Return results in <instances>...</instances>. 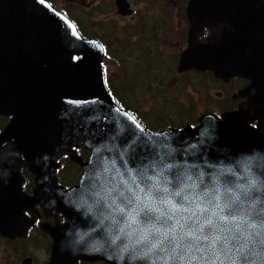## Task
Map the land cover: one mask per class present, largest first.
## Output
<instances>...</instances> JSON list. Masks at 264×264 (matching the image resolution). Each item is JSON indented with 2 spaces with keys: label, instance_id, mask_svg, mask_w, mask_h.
Segmentation results:
<instances>
[{
  "label": "water",
  "instance_id": "1",
  "mask_svg": "<svg viewBox=\"0 0 264 264\" xmlns=\"http://www.w3.org/2000/svg\"><path fill=\"white\" fill-rule=\"evenodd\" d=\"M204 4L209 6L205 18L189 4L188 48L180 56L178 72L211 71L223 81L251 80L257 91L251 105L261 120L264 0ZM116 6L121 16L132 14L126 0H118ZM204 19L219 21L225 28L201 44L199 24ZM103 61L102 44L83 38L49 2L0 0V114L11 117L0 138V234L25 236L31 221L24 212L42 209L45 216L58 220L56 226L41 227L53 240L50 264H148L112 246L99 221L87 214L82 201L92 202L93 185L99 187L96 173L102 171L104 160L115 161L126 178L128 170L148 168L151 174L153 165L166 163L208 174L226 165L239 171L242 163L264 173L263 120L254 128L243 111L221 118L206 113L196 127L148 130L110 94ZM79 148L89 152L87 160L77 155ZM65 156L83 172L79 184L70 189L59 186L56 177ZM21 167L36 176L33 197L21 191Z\"/></svg>",
  "mask_w": 264,
  "mask_h": 264
},
{
  "label": "clouds",
  "instance_id": "2",
  "mask_svg": "<svg viewBox=\"0 0 264 264\" xmlns=\"http://www.w3.org/2000/svg\"><path fill=\"white\" fill-rule=\"evenodd\" d=\"M96 178L99 187L93 185L92 202L82 201L87 214L99 221L110 244L119 246L121 253L131 251L133 260L170 264L175 259L178 264H205L202 256L181 242L189 230L208 237L203 255L209 257L210 264H239L240 255L250 245L264 242V173L242 163L239 171L226 165L210 174L167 163L153 165L151 174L148 168L143 170L145 183L134 193L128 192L130 182L139 183L140 178L133 170H128L125 178L115 161L104 160ZM185 208L196 217L189 215L184 228L178 224L173 227L169 217L175 210L179 218ZM238 237L246 243L232 252L227 241L237 239L239 244ZM168 241L174 246L157 256Z\"/></svg>",
  "mask_w": 264,
  "mask_h": 264
},
{
  "label": "rangeland",
  "instance_id": "3",
  "mask_svg": "<svg viewBox=\"0 0 264 264\" xmlns=\"http://www.w3.org/2000/svg\"><path fill=\"white\" fill-rule=\"evenodd\" d=\"M53 1L60 10L68 7L67 11L73 19H78L82 23L84 30L88 31L90 21L96 23L95 30L108 44L107 53L110 52L104 60L108 85L117 92L116 94L125 105L139 113L138 116L143 124L156 128L171 124L176 127L184 126L189 122L196 123L201 114L215 109L220 103L217 99L216 80L210 74L198 75V72L194 70H190V73L189 71L177 73L176 69L175 73H164L166 67H174L170 57H177L186 48L185 36L167 37L161 34L165 25L154 35H146L143 31L141 33L138 27L133 28L131 24L136 20H130V22L129 18L117 16V8L112 0ZM148 7H150L149 10ZM136 8L142 14L147 16L149 14L147 18L151 17L150 24H155V18L165 13L167 5L138 4ZM179 11V8L174 9L173 13L177 14ZM106 32L113 37L110 41L104 35ZM166 39L168 42L165 41ZM140 66L146 67L142 69ZM176 66L178 69L179 64ZM146 68L153 70H145ZM161 69L163 76H160ZM149 76H157L154 81L164 83L159 86L165 96L164 101L157 96L154 97L152 92L139 90L133 93L131 91L139 86L136 83L138 77L142 81L141 78ZM152 87L157 88L155 85ZM75 172L80 173L77 169ZM39 237V263L42 264L47 259L45 246L48 247L50 243L48 238L41 235Z\"/></svg>",
  "mask_w": 264,
  "mask_h": 264
},
{
  "label": "flooded vegetation",
  "instance_id": "4",
  "mask_svg": "<svg viewBox=\"0 0 264 264\" xmlns=\"http://www.w3.org/2000/svg\"><path fill=\"white\" fill-rule=\"evenodd\" d=\"M116 7L118 0H112ZM129 9L132 10V14L123 18H129L130 20H136L131 22L133 28L138 27L140 32H145L146 35H154L158 29L161 30V34L167 35V37H174L172 35H181L186 37L187 41L190 34L191 23L188 18V7L192 2L194 3V9L196 15L200 18H205L206 10L209 9L208 5H205V0H126ZM147 2L148 4H146ZM167 5L165 13L157 16L155 24H150V18L146 14L140 13V10L136 8V5L142 4L146 6L154 5ZM177 14L173 13L174 9H178ZM150 7H148V10ZM117 10V9H116ZM144 10V9H142ZM117 16L118 15L117 13ZM209 16V15H208ZM165 18H169L168 20ZM205 21L200 23V33L198 35V42L205 44L210 38L215 37L220 31L224 30V26L219 21L211 19H204ZM227 30H230L227 28ZM144 34V33H143ZM182 37L180 38L182 40ZM168 42V39L165 40ZM186 49V48H185ZM184 49V50H185ZM183 51L180 52V55ZM178 54V62L180 59ZM210 74L216 80L217 99L220 101L215 109H210L206 113H214L218 117H222L225 113L243 111L249 118H251L250 125L254 128H259L262 120L264 122V115L260 120L257 117V112L254 111L251 100L256 96V89L252 87V81L242 77H233L227 81L219 80L215 77L211 71L199 72L198 75ZM11 117L0 114V138L7 129ZM82 148L77 150V153H81ZM87 159V158H86ZM85 159V160H86ZM57 170V178L60 186L66 189L72 188L79 184L81 177V169L77 165L71 162L68 156H65L59 165ZM75 169L80 173H76ZM21 191L25 196L33 197L35 190L37 189L36 176L30 171L28 167H21L19 171ZM5 186L9 182L4 183ZM24 215L31 221V225L28 227L27 233L23 237L14 236L13 238L5 237L0 234V264H40L39 263V235L49 239V245L47 248V259L42 264H50L52 255L53 241L51 237L42 231V225L49 224L50 226H56L57 221L53 216H45L42 209L36 207L34 210L25 211ZM61 220V216L58 217ZM78 264H105L104 262H79Z\"/></svg>",
  "mask_w": 264,
  "mask_h": 264
},
{
  "label": "snow or ice",
  "instance_id": "5",
  "mask_svg": "<svg viewBox=\"0 0 264 264\" xmlns=\"http://www.w3.org/2000/svg\"><path fill=\"white\" fill-rule=\"evenodd\" d=\"M73 34L75 35V28H73ZM91 119V118H89ZM137 127H139L137 125ZM143 170L135 171V174L137 177L140 178L139 183H131V186L128 188L129 193H134L137 188H140L141 184H144L145 181L143 179ZM125 176V175H124ZM126 178V177H125ZM127 178H128V172H127ZM123 187V185H121ZM138 200L140 199L139 196L136 197ZM189 215L194 219L196 217V213H190L188 212V209L185 208L183 214L178 218L175 214V210L173 211V214L169 217V220L172 222L173 227H175L177 224L180 228H184L186 223H189ZM239 244L237 243V239L228 240L227 243L231 247L232 252H236L238 247L244 243H246V240L243 238H239ZM181 242L185 246H191L193 251H196L198 253V256H202L205 264H210L209 257L206 255H203V250L208 248V237L206 235L201 236L199 234H193L191 230L188 231L187 238L181 237ZM174 245L171 243V241L166 242L160 251L157 252V256H163L164 254L168 253L170 249ZM232 252H230L228 255L231 256ZM157 264H163L162 260H158ZM170 264H178V262L173 259ZM192 264H196L195 261L192 262ZM217 264H231V261H218ZM239 264H264V242H258L256 244L250 245L247 248V251L240 255L239 257Z\"/></svg>",
  "mask_w": 264,
  "mask_h": 264
},
{
  "label": "trees",
  "instance_id": "6",
  "mask_svg": "<svg viewBox=\"0 0 264 264\" xmlns=\"http://www.w3.org/2000/svg\"><path fill=\"white\" fill-rule=\"evenodd\" d=\"M49 2H51L52 4H53V6H55V3H54V1L53 0H48ZM67 9H68V7H66V8H64V9H61L62 11H64V12H66V14L68 15V17L77 25V27H78V29H79V31H80V33L84 36V37H86V38H95V39H98L101 43H103V44H106L107 46H108V44L103 40V37H102V35H100L99 33H98V31L97 30H95V27H96V23L95 22H92V21H90L89 22V26H90V28H88V31L87 30H84V28H83V25H82V23L77 19V20H75V19H73V17H72V15L67 11ZM105 36H107L108 37V40L110 41L111 40V38H113L111 35H108L107 34V32L104 34ZM110 53V52H109ZM139 54V53H138ZM170 59H171V61H172V66H174V67H170L169 68V66H168V68L166 67L165 68V74H167V72H170V73H175V69H176V71H177V73H178V69H177V64H179L178 63V55H177V57H175V56H172V58L170 57ZM176 62H177V64H176ZM174 63V64H173ZM136 66V65H135ZM138 66V65H137ZM136 66V67H137ZM142 69H144V67H146V66H140ZM139 69V68H138ZM145 70H149V71H151V70H153V69H151V68H146ZM160 76H163V71H162V69H161V74H160ZM159 77V76H158ZM157 78V76H149V77H147V78H141L142 79V81L141 80H139V77L137 78V80H136V83H138V87L136 88V89H131V91L133 92V93H135V92H137V91H139V90H144L145 92H152L153 94H154V97L155 96H157V98H160V99H162V101H164L165 100V96L163 95V92H162V88L161 87H159L160 85H163L164 83L163 82H159V81H154L155 79ZM159 79V78H158ZM138 81V82H137ZM152 85H155V86H157V88L156 89H154L153 87H152ZM112 89V88H111ZM112 94H113V96L116 98V100H118V102H120L122 105H123V107L125 108V109H128V110H132V109H130L127 105H125V103H123V101L120 99V97L116 94L117 92H115L113 89H112ZM133 112H134V114H136L137 116L139 115V113L137 112V111H135V110H132ZM139 117V116H138ZM140 118V117H139ZM142 122V121H141ZM168 124V123H167ZM143 125H145V124H143ZM146 126V128H148V129H151V130H161V129H163V128H166V127H173L174 125H170V126H164V127H156V128H152V127H150L149 125H145ZM177 127V126H176ZM80 156H82L83 158H86L87 156H88V152L86 151V150H83L81 153H80ZM79 171V170H78Z\"/></svg>",
  "mask_w": 264,
  "mask_h": 264
}]
</instances>
